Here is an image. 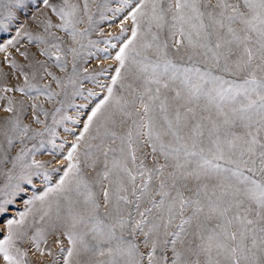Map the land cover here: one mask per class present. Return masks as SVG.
<instances>
[{"label":"snow or ice","instance_id":"6c2138e0","mask_svg":"<svg viewBox=\"0 0 264 264\" xmlns=\"http://www.w3.org/2000/svg\"><path fill=\"white\" fill-rule=\"evenodd\" d=\"M0 112V264H264V0H0Z\"/></svg>","mask_w":264,"mask_h":264},{"label":"rangeland","instance_id":"374dc122","mask_svg":"<svg viewBox=\"0 0 264 264\" xmlns=\"http://www.w3.org/2000/svg\"><path fill=\"white\" fill-rule=\"evenodd\" d=\"M97 3H103L104 0H96ZM115 4H112L111 7H115ZM93 10L95 11V5H93ZM104 15L106 17L105 20L101 21L99 16L96 17L97 19V25L95 31L92 32V34L85 38L84 43L87 45L88 40L96 41L97 43L94 46L86 47L82 53L84 60L87 61V67L90 69L93 67L99 68V67H106L109 64H112L113 61L106 57V54L104 52V49H108V52L112 55H114L116 49H112L109 45H107L104 41L107 39V36L109 34L116 35L118 33V24L117 22H113L111 20V13L104 11ZM81 29L87 27V24H82L79 26ZM103 33V35L101 34ZM113 43H116V41H113ZM91 53V55H89ZM83 64V61H82ZM101 80H106L107 77H98ZM15 82L14 80L12 81ZM55 88V85H53ZM86 87L92 88L93 85L91 83H86ZM58 90V89H57ZM98 91V90H97ZM17 98H20V94H16ZM37 103L43 105L46 108H51L52 105L49 104L44 97H39L36 101ZM80 101H77L79 103ZM74 111V110H73ZM5 115L3 112H0V116ZM43 119V117H41ZM26 123L28 121H25ZM33 127H37L36 125H33Z\"/></svg>","mask_w":264,"mask_h":264}]
</instances>
